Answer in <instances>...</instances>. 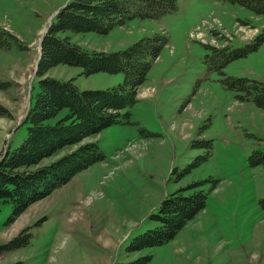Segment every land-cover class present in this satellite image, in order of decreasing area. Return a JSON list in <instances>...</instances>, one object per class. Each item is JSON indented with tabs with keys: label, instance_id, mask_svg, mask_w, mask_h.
<instances>
[{
	"label": "rangeland",
	"instance_id": "rangeland-1",
	"mask_svg": "<svg viewBox=\"0 0 264 264\" xmlns=\"http://www.w3.org/2000/svg\"><path fill=\"white\" fill-rule=\"evenodd\" d=\"M67 0H0V154L19 145L35 77L41 36ZM158 19L132 18L106 34L70 33L87 50L117 51L143 37L166 36L152 61L129 123L112 124L83 141H94L104 159L78 172L14 220L0 203V247L18 236L24 244L0 250V264H264V109L241 101L225 76L264 82V42L226 63L264 28V15L217 0H176ZM25 46L22 50L20 46ZM219 49L220 51H216ZM58 64L46 76L74 79L79 89L122 84V72L82 73ZM33 86V88H32ZM66 109L57 118L64 116ZM146 133V134H145ZM76 148L66 146L43 164ZM202 181L206 205L170 241L129 251L132 240L157 222L150 218L175 190Z\"/></svg>",
	"mask_w": 264,
	"mask_h": 264
},
{
	"label": "trees",
	"instance_id": "trees-1",
	"mask_svg": "<svg viewBox=\"0 0 264 264\" xmlns=\"http://www.w3.org/2000/svg\"><path fill=\"white\" fill-rule=\"evenodd\" d=\"M217 1L238 4L255 15H264V0ZM176 8V0H67L57 10L40 42L35 68L37 89L30 96L25 117L20 122L27 124L26 134L18 146H7L0 154V203L11 204V220L78 172L104 159L96 142L83 140L112 124L130 122L127 109L136 103L137 88L145 81L152 61L166 43V36L158 34L143 37L123 50L90 51L73 43L67 33L106 34L132 18L158 19ZM3 35L17 42L12 34L0 31V46H5L7 41L2 39ZM262 42L264 28L242 49L223 57L224 63L257 49ZM18 46L25 49L23 45ZM58 64L80 66L85 75L122 72L124 81L110 88L82 90L73 78L59 80L46 76L47 71ZM223 81L236 92L239 100L250 101L264 109V82L231 76H225ZM63 109L67 113L57 118ZM0 116H10L1 105ZM71 145L76 148L49 163H42ZM249 159L253 165H264V152L254 150ZM200 183L202 181L166 195L156 212L150 214L157 225L136 236L128 250L138 251L172 240L206 205V193L201 189L186 193ZM260 205L264 210V198ZM23 232L2 245L0 250H10L27 242L28 235ZM149 260V256H140L123 264H146Z\"/></svg>",
	"mask_w": 264,
	"mask_h": 264
},
{
	"label": "water",
	"instance_id": "water-1",
	"mask_svg": "<svg viewBox=\"0 0 264 264\" xmlns=\"http://www.w3.org/2000/svg\"><path fill=\"white\" fill-rule=\"evenodd\" d=\"M44 32H46V30H45ZM42 37H43V35H42L41 38H40V42H41V40H42ZM40 42H39V54H40V49H41V48H40ZM39 54H38V58H39ZM38 58H37V59H38Z\"/></svg>",
	"mask_w": 264,
	"mask_h": 264
}]
</instances>
